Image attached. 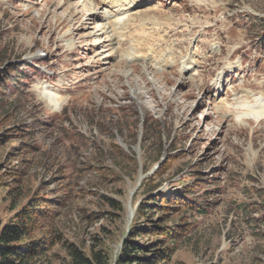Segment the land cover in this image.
I'll use <instances>...</instances> for the list:
<instances>
[{
	"label": "rangeland",
	"instance_id": "obj_1",
	"mask_svg": "<svg viewBox=\"0 0 264 264\" xmlns=\"http://www.w3.org/2000/svg\"><path fill=\"white\" fill-rule=\"evenodd\" d=\"M112 4L0 0V221L45 206L54 264L56 235L114 262L161 217L183 229L171 264H264V0ZM141 12L112 42L108 17ZM187 191V211L138 213Z\"/></svg>",
	"mask_w": 264,
	"mask_h": 264
},
{
	"label": "trees",
	"instance_id": "obj_2",
	"mask_svg": "<svg viewBox=\"0 0 264 264\" xmlns=\"http://www.w3.org/2000/svg\"><path fill=\"white\" fill-rule=\"evenodd\" d=\"M262 44H264L263 39ZM21 71L18 69L15 71V75L18 76ZM24 78L19 77L22 80ZM1 84L2 81L0 86ZM1 188L2 184L0 183V191ZM184 194L161 193L149 197L139 205L138 213L140 216L143 215L142 218H147L157 212H166V209L178 208L171 213L174 216L175 213L183 209L181 204L187 211L191 208L190 204L193 201L192 199L186 200L191 192L187 191ZM184 200L186 201L182 203ZM173 205L177 207H173ZM197 206L201 210L199 215L205 214L206 209L201 208V205ZM44 207L39 202H33L16 213L12 221L7 223L0 221V264H54L53 260L56 255L51 253V249L55 244L40 236L42 229L39 226V220L50 219L46 216L48 214L43 209ZM161 218L158 219V225L154 223L149 227L131 228L129 236L114 262L111 259L110 251L101 245L90 246L88 250H85L75 244L63 241L60 236L56 235L55 238L61 243L66 254V258L61 264H171L174 249L170 243L176 240V236L180 231L182 233L183 229L179 230L181 227L176 224L166 227L167 222H163ZM171 221L174 222L175 218L171 217L169 222Z\"/></svg>",
	"mask_w": 264,
	"mask_h": 264
},
{
	"label": "bare ground",
	"instance_id": "obj_3",
	"mask_svg": "<svg viewBox=\"0 0 264 264\" xmlns=\"http://www.w3.org/2000/svg\"><path fill=\"white\" fill-rule=\"evenodd\" d=\"M109 1V0H108ZM110 2H113L112 5L115 4L116 2V6L115 7H119L118 4L122 3L123 5L126 4L128 7L125 9L126 11L131 12L137 8H139L140 6H145L148 3H153L155 2V0H110ZM108 6V5H107ZM119 13V12H118ZM122 13H119L120 16H124ZM144 14L145 12H141L140 14L136 15V16H129L127 18V20L122 21L120 19V17H117L114 21H111L112 16H109L108 19H110L109 25L104 26L103 29H105L107 27V31L109 32V36L111 37V41L117 43L116 45H121V42L119 41V39L122 37L121 36V31L124 29V26L129 25L130 23L134 22V21H142L144 19ZM113 34V35H111ZM140 54V53H139ZM143 54V53H142ZM146 57V56H143ZM156 59L151 57L150 59H148V62L151 64L156 63ZM158 62V61H157ZM42 98L45 99L44 102L47 105L48 108L51 107H55L57 106V108H63L66 104L67 99H59V101H57L55 103L56 100H52L51 94L50 92H43ZM53 103H55L53 105ZM259 109V108H257ZM59 110V109H58ZM263 110V109H262ZM255 112V111H254ZM258 112V111H257ZM261 112V109H260ZM258 117L264 116V113L262 114H258Z\"/></svg>",
	"mask_w": 264,
	"mask_h": 264
}]
</instances>
